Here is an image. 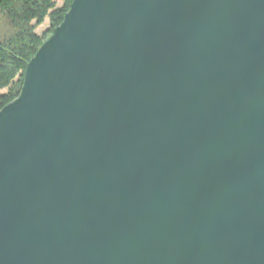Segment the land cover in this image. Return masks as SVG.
I'll return each mask as SVG.
<instances>
[{
	"label": "water",
	"instance_id": "95a60500",
	"mask_svg": "<svg viewBox=\"0 0 264 264\" xmlns=\"http://www.w3.org/2000/svg\"><path fill=\"white\" fill-rule=\"evenodd\" d=\"M0 264H264V0H73L0 111Z\"/></svg>",
	"mask_w": 264,
	"mask_h": 264
},
{
	"label": "trees",
	"instance_id": "16d2710c",
	"mask_svg": "<svg viewBox=\"0 0 264 264\" xmlns=\"http://www.w3.org/2000/svg\"><path fill=\"white\" fill-rule=\"evenodd\" d=\"M58 2L60 5H58ZM73 0H0V111L21 92L23 75L42 45L62 24ZM49 21L41 36L36 27Z\"/></svg>",
	"mask_w": 264,
	"mask_h": 264
},
{
	"label": "rangeland",
	"instance_id": "374dc122",
	"mask_svg": "<svg viewBox=\"0 0 264 264\" xmlns=\"http://www.w3.org/2000/svg\"><path fill=\"white\" fill-rule=\"evenodd\" d=\"M58 5H60L59 2H58ZM48 30H49V21L46 20L42 25L36 27V34L41 36L43 33L47 32ZM5 92H6V90L1 91L0 95L5 93Z\"/></svg>",
	"mask_w": 264,
	"mask_h": 264
}]
</instances>
